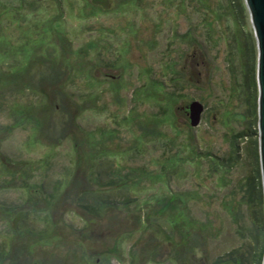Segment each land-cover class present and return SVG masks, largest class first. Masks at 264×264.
<instances>
[{
	"label": "rangeland",
	"instance_id": "374dc122",
	"mask_svg": "<svg viewBox=\"0 0 264 264\" xmlns=\"http://www.w3.org/2000/svg\"><path fill=\"white\" fill-rule=\"evenodd\" d=\"M255 67L243 0H0L1 264H236ZM73 172L130 203L86 213Z\"/></svg>",
	"mask_w": 264,
	"mask_h": 264
},
{
	"label": "trees",
	"instance_id": "16d2710c",
	"mask_svg": "<svg viewBox=\"0 0 264 264\" xmlns=\"http://www.w3.org/2000/svg\"><path fill=\"white\" fill-rule=\"evenodd\" d=\"M98 2L104 3L105 0H96ZM60 2V1H59ZM49 71V82L47 86H54L59 88L64 84V82L68 81L67 74L69 73V66L65 65L64 67L61 66L59 60H53L49 65L46 66ZM20 70L21 66H17L14 68V72ZM13 73H10V75ZM256 74V67L254 71L252 69V79L255 80ZM14 75V74H13ZM12 76V75H11ZM256 84V81H254ZM51 84V85H50ZM257 99V97H256ZM256 108V115H257V105ZM187 113V112H186ZM257 118V117H256ZM189 119V118H188ZM240 136H244L243 133L233 135V147L235 146L236 149L238 147V139L241 138ZM250 151V150H249ZM251 152L254 158L255 166L253 169L252 175H250L247 179V188H246V198L249 200L248 202L252 203L255 199L259 201L260 206L263 209V196H262V188H261V176H260V167H259V157H258V141L257 138L251 141ZM235 154V153H234ZM238 163V160H234L233 163L229 165H235ZM74 171V170H73ZM112 177L114 175V171H111ZM75 174L71 175L70 179H67V182L64 183L66 187L69 186V190L71 194H73L74 200H76L78 206L85 210L86 213H90L96 216H101L103 209L105 208H114L119 205H128L130 203L129 199H117V194H112V192H98L93 191L91 189L92 183L88 181H83L84 183L77 182L75 178ZM74 177V178H73ZM114 181L110 179V181L106 182V185L113 184ZM62 183L59 182L56 185L55 190H61ZM42 189H44L42 187ZM245 193V194H246ZM245 199V197H244ZM246 202V203H248ZM264 216V210H263ZM17 217L20 218L21 222H25L24 217L22 214H17ZM26 219V218H25ZM251 224L249 227H243L238 231L239 236L243 239L241 243V247L238 250H235L233 254H237L235 259L236 264H261L263 253H264V225L259 223ZM15 227V226H14ZM21 227H25V225H21ZM18 228V226H16ZM4 254L3 247H0V264L2 262V258Z\"/></svg>",
	"mask_w": 264,
	"mask_h": 264
},
{
	"label": "water",
	"instance_id": "95a60500",
	"mask_svg": "<svg viewBox=\"0 0 264 264\" xmlns=\"http://www.w3.org/2000/svg\"><path fill=\"white\" fill-rule=\"evenodd\" d=\"M256 45L257 141L264 210V0H243ZM191 127L200 123L203 106L194 101L187 107ZM261 264H264V253Z\"/></svg>",
	"mask_w": 264,
	"mask_h": 264
}]
</instances>
